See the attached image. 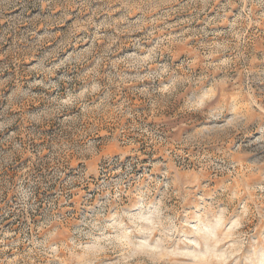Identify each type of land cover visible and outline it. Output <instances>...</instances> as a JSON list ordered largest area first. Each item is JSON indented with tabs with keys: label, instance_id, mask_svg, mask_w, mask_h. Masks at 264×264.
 Here are the masks:
<instances>
[{
	"label": "rangeland",
	"instance_id": "1",
	"mask_svg": "<svg viewBox=\"0 0 264 264\" xmlns=\"http://www.w3.org/2000/svg\"><path fill=\"white\" fill-rule=\"evenodd\" d=\"M0 264H264V0H0Z\"/></svg>",
	"mask_w": 264,
	"mask_h": 264
}]
</instances>
